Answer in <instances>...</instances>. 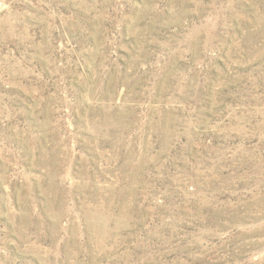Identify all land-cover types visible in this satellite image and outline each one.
I'll return each instance as SVG.
<instances>
[{
    "label": "rangeland",
    "instance_id": "rangeland-1",
    "mask_svg": "<svg viewBox=\"0 0 264 264\" xmlns=\"http://www.w3.org/2000/svg\"><path fill=\"white\" fill-rule=\"evenodd\" d=\"M0 264H264V0H0Z\"/></svg>",
    "mask_w": 264,
    "mask_h": 264
}]
</instances>
